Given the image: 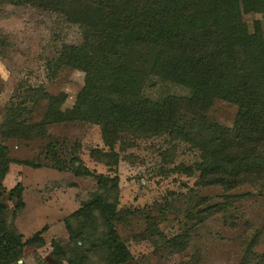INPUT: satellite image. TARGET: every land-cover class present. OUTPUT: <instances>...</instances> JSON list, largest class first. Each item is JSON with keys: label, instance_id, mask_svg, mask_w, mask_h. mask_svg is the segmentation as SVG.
<instances>
[{"label": "trees", "instance_id": "16d2710c", "mask_svg": "<svg viewBox=\"0 0 264 264\" xmlns=\"http://www.w3.org/2000/svg\"><path fill=\"white\" fill-rule=\"evenodd\" d=\"M0 3L55 13L78 26L81 44L64 45L55 65L85 73V84L70 109H63L65 93L52 95L43 87H27L12 99L0 124L4 141L46 138L51 125L85 122L100 127L109 149H94L91 155L97 160L114 159L117 165L115 147L119 141L169 134L200 151L201 160L194 171L199 173L203 187L219 186L231 192L245 185L264 186V25L255 21L250 27L244 18L264 16V0ZM152 78L179 85L190 93L155 101L145 94V85ZM215 99L237 107L232 127L209 119L207 113ZM43 102L47 105L42 120L32 122L34 111ZM13 162L8 147L0 145V264L15 263L27 247L46 246L44 231L24 240L3 220L8 210L4 199H22V184L11 191L3 185ZM18 162L38 167L28 161ZM71 166L76 173H90L79 158L72 159ZM214 207L216 211L222 209L218 204ZM94 210L103 215L109 230L101 241L87 248L88 239L73 229L70 219ZM116 217L115 206L102 197L89 201L65 221L78 253L68 257L70 250L57 244L53 256L59 263L82 264L80 258L86 259L87 250H105L115 263L131 260L133 256L114 225ZM259 259L257 264H264V254ZM243 264H250L249 258Z\"/></svg>", "mask_w": 264, "mask_h": 264}, {"label": "rangeland", "instance_id": "374dc122", "mask_svg": "<svg viewBox=\"0 0 264 264\" xmlns=\"http://www.w3.org/2000/svg\"><path fill=\"white\" fill-rule=\"evenodd\" d=\"M244 18L250 27L255 21L264 25L263 15ZM82 40L80 28L55 13L0 3V124L9 103L27 87H43L52 95L65 93L64 110L75 105L85 73L70 67L57 69L55 63L64 45H78ZM189 93L158 78L145 85L146 96L155 101ZM46 105L43 102L36 108L32 122L42 120ZM237 112L234 104L215 99L207 115L223 127H232ZM47 133L46 138L26 142L4 141L0 133V145L8 147L9 157L15 161L3 185L11 191L22 184L21 200L4 199L8 210L3 220L24 240L44 231L46 241L43 248H25L12 264H69L55 259L53 246L67 247L68 257L78 253L65 221L97 197L116 208L114 225L133 256L123 264H243L246 258L250 264L260 262L264 254V186L245 185L231 192L219 186L203 187L194 171L200 151L169 134L119 141L115 165L114 159L97 160L91 155L94 149L109 152L99 126L54 124ZM76 158L89 174L72 170L71 160ZM215 204L222 209L216 211ZM70 223L88 239L87 248L109 230L97 210L73 217ZM103 251L87 250L86 259L80 261L118 264Z\"/></svg>", "mask_w": 264, "mask_h": 264}]
</instances>
